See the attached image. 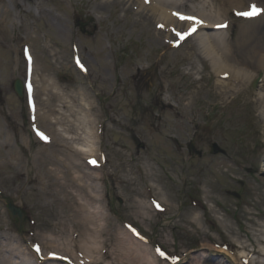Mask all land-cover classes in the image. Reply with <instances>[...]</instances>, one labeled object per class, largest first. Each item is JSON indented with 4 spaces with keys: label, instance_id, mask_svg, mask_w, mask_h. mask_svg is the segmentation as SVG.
Instances as JSON below:
<instances>
[{
    "label": "rangeland",
    "instance_id": "rangeland-1",
    "mask_svg": "<svg viewBox=\"0 0 264 264\" xmlns=\"http://www.w3.org/2000/svg\"><path fill=\"white\" fill-rule=\"evenodd\" d=\"M175 1L176 13L199 17V2ZM244 1V9H264V0ZM0 6L7 19L0 27V236L17 240L34 264L43 260L33 248L49 257L44 264H233L227 252L235 264L260 263L264 127L253 100L264 95L263 71L224 104L207 63L185 58L195 42L185 26L162 32L137 4ZM217 22H227L234 38L245 20L230 13ZM198 86L192 116L177 128L173 97ZM50 105L55 118L63 114L57 124L43 117ZM77 112L93 130L94 167L60 131L67 127L86 144ZM9 205L21 210L20 224Z\"/></svg>",
    "mask_w": 264,
    "mask_h": 264
},
{
    "label": "bare ground",
    "instance_id": "bare-ground-1",
    "mask_svg": "<svg viewBox=\"0 0 264 264\" xmlns=\"http://www.w3.org/2000/svg\"><path fill=\"white\" fill-rule=\"evenodd\" d=\"M3 0H0V5ZM121 1L123 5L128 4H137L140 12H144L147 16V19L155 20V25L159 28L160 31L164 32L168 30L173 34H176L178 29H181L182 26H185V30L193 37L195 41L191 47V51L185 53L186 59H191L192 57L197 58L198 60L204 61L207 63L211 72L217 77L215 81V88L218 90V96L221 101L225 104H230V102L246 92L247 86L256 78L259 71L264 72V11H261L259 14L246 16L241 15L240 13L249 12L252 10L253 4H249L247 9L243 8L244 0H196L201 4V10L199 11L198 16L202 17L204 20L198 19L203 23H196L192 20L181 19L182 15H177L175 8L179 5L175 0H118ZM209 7V15H206L205 8ZM257 8V7H256ZM216 9L219 13L211 15L212 10ZM258 9V8H257ZM124 10H128L125 8ZM6 10L2 9L0 6V27L2 28L6 23V16L3 14ZM230 13L236 14L238 17H242L245 20L244 24H241L239 31L236 34V37L231 38L229 32L227 31V22H217L218 19L225 17ZM213 14V13H212ZM221 25L222 27H220ZM195 29V31H191ZM226 29V30H224ZM176 30V31H175ZM210 31H213L212 33ZM227 37H226V33ZM193 33V35H192ZM218 34V35H217ZM189 75V74H187ZM201 80V77L198 78ZM260 88H264V76L261 79ZM161 85V83L159 84ZM35 87V86H34ZM169 87L166 86L164 89L169 91ZM199 90H202L201 86H198L195 91L189 90L188 92H183L175 94L173 100L176 102L174 106L173 113L175 114V124L176 127L183 126L186 124V121L192 116L189 114L188 110L192 106V102L197 97ZM34 93H36V88H34ZM248 94V93H247ZM247 97V95H246ZM251 99L246 103L250 104ZM75 102V100H73ZM72 102V101H71ZM70 101H64L62 108H69L72 106ZM256 107L259 111L258 117L262 121L264 127V95L260 92L256 95L255 101ZM169 105V102H166V105ZM89 106V104H87ZM242 104L239 106L240 112L246 111L247 108ZM48 106V104H47ZM55 105H50V108L47 109L44 113V118H50L52 124H57L58 121L62 120L63 114H60L58 118H55L57 111L55 110ZM62 110V109H61ZM90 110V108H89ZM79 114V112H77ZM39 115V114H38ZM42 116H40L42 118ZM242 116L241 118H244ZM49 119V120H50ZM86 117L84 114L77 117L76 121L78 124H81V127L84 131L83 137L84 141H87L86 144L79 143L81 140L79 137L70 136L69 129L64 128L60 131L63 132V137L65 139L71 140L72 144L76 149V152L80 155H88L89 158L86 160L88 167H94V159L92 158V150L89 148L88 144H93V130L85 126L88 122L85 121ZM85 123V125H83ZM79 128V127H78ZM47 132V129H44ZM46 136L43 132L40 135ZM48 134V133H47ZM264 134V130L262 132ZM41 135V136H42ZM49 144L51 145L55 141V134L50 131L48 134ZM78 135V132L75 133ZM51 136V137H50ZM48 145V144H47ZM143 148V143L141 144ZM199 152V150H197ZM91 153V154H90ZM87 156V157H88ZM86 157V159H87ZM150 167L149 163L146 164ZM81 182H84L87 189L90 188L87 181L80 179ZM83 204L86 205V202ZM88 205H90L88 203ZM86 216V222H91V211H83ZM80 212V213H83ZM4 241V242H3ZM243 248V247H241ZM260 252L262 255L257 257L256 263L262 264L261 259H264V246H261ZM37 257L42 264L47 260L45 257ZM230 257V261L235 264L237 258L233 255L226 253ZM36 257V254L34 253ZM238 258L249 259V256L244 252L240 251L238 253ZM253 259L250 258L249 263L251 264ZM255 263V262H253ZM0 264H34L26 256L23 255L21 244L17 240H12L11 237L7 235L0 236ZM50 264V263H49ZM264 264V263H263Z\"/></svg>",
    "mask_w": 264,
    "mask_h": 264
},
{
    "label": "water",
    "instance_id": "water-1",
    "mask_svg": "<svg viewBox=\"0 0 264 264\" xmlns=\"http://www.w3.org/2000/svg\"><path fill=\"white\" fill-rule=\"evenodd\" d=\"M14 92L19 98H21L23 96V85L19 80H16L14 83ZM259 176L264 178V161H263L262 170H261ZM8 211H9L11 218H17L18 222L19 223L21 222L23 215L21 213V210L18 207H15L13 205H9Z\"/></svg>",
    "mask_w": 264,
    "mask_h": 264
},
{
    "label": "snow or ice",
    "instance_id": "snow-or-ice-1",
    "mask_svg": "<svg viewBox=\"0 0 264 264\" xmlns=\"http://www.w3.org/2000/svg\"><path fill=\"white\" fill-rule=\"evenodd\" d=\"M261 11H264V9H257L255 5L252 6V10L249 12H244V13H240L241 15H246V16H252V15H256L259 14ZM179 15V14H177ZM181 19H188V20H192L196 23H203L202 21H199L197 18L195 17H180ZM191 31H195V29H192ZM178 35H182V34H178ZM42 135V134H41Z\"/></svg>",
    "mask_w": 264,
    "mask_h": 264
},
{
    "label": "trees",
    "instance_id": "trees-1",
    "mask_svg": "<svg viewBox=\"0 0 264 264\" xmlns=\"http://www.w3.org/2000/svg\"><path fill=\"white\" fill-rule=\"evenodd\" d=\"M81 30L83 31L84 30V27H81Z\"/></svg>",
    "mask_w": 264,
    "mask_h": 264
}]
</instances>
